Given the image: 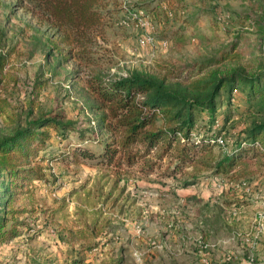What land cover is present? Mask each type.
<instances>
[{"label": "rangeland", "instance_id": "374dc122", "mask_svg": "<svg viewBox=\"0 0 264 264\" xmlns=\"http://www.w3.org/2000/svg\"><path fill=\"white\" fill-rule=\"evenodd\" d=\"M108 6L105 36L94 49L97 64L87 68L78 60L61 59L52 42L54 28L34 12L31 0H0V134L11 135L32 120L54 116L76 129L63 138L50 128L51 138L29 156L34 157L31 165L42 166L45 178L28 181L10 206L24 210L16 214L22 224L18 236L0 243V264H223L227 254L236 256L232 264L242 258L264 262L259 255L264 233L257 234L264 210L263 156L241 163L230 174L205 172L212 175L203 184L209 180L207 189L215 198L209 209L178 200L174 189L188 176L165 177L173 161L158 162L147 172L144 163L119 168L95 160H55L80 143V131L94 138L98 112L90 108L93 96L86 86L91 69L105 76L154 74L164 64L188 67L220 55L237 41L227 63L249 72L264 53V0H110ZM136 6L150 11L148 29L135 21L120 24ZM170 10L174 15H167ZM147 32L155 42L142 45ZM221 100L216 127L224 123L227 108L226 95ZM231 112L220 134L225 144L215 147L218 157L236 147L245 126L238 109ZM207 120L200 117L198 122L204 131L210 127ZM95 136L105 138L100 132ZM88 145L97 144L91 140ZM193 208L215 213L194 222L188 220ZM184 234L185 240L177 239Z\"/></svg>", "mask_w": 264, "mask_h": 264}, {"label": "trees", "instance_id": "16d2710c", "mask_svg": "<svg viewBox=\"0 0 264 264\" xmlns=\"http://www.w3.org/2000/svg\"><path fill=\"white\" fill-rule=\"evenodd\" d=\"M31 1L34 12L54 28L52 42L62 60H78L87 68L97 64L94 49L105 36L110 0ZM134 10L150 14L146 7L136 6L129 8L122 18ZM167 15L174 14L170 10ZM236 46L237 41L228 51L188 67L164 64L162 72L154 74L133 71L128 75L105 76L91 69L86 86L93 96L90 108L98 112L92 129L94 138L86 137L88 131H80V143L71 151L62 149L66 151L55 160L68 164L95 160L99 165L119 168L144 163L147 172L158 162L162 165L169 160L173 164L163 175L175 178L187 174L180 185L190 186L212 175L205 174L207 171L230 174L241 163L264 157V53L258 55L248 72L244 67L227 63ZM4 64L6 59L2 61ZM224 95L227 97L224 123L216 127ZM232 108L238 109L245 126L236 138V147L218 157L217 139L231 119ZM200 117H208L207 131L198 123ZM59 118L41 117L26 128L17 127L11 135L0 134V243L20 233L17 227L22 222L16 214L24 210L10 208L19 189L28 181L45 178L42 166L31 165L34 157L30 160L29 156L51 138L50 128L63 138L76 130L72 123ZM97 132L105 134V138H96ZM91 140L96 147L88 145ZM26 158L27 162H23ZM190 167L192 171H188Z\"/></svg>", "mask_w": 264, "mask_h": 264}, {"label": "crops", "instance_id": "0c3cea01", "mask_svg": "<svg viewBox=\"0 0 264 264\" xmlns=\"http://www.w3.org/2000/svg\"><path fill=\"white\" fill-rule=\"evenodd\" d=\"M204 181H202L201 183L198 184H193L190 186H183V185H179L177 186L174 190L176 191V195L178 200H180V202L183 203V205H187V207L191 206V207H195V206H203L204 208H210L212 206L215 205V198H213V194L212 192L207 189L209 183V180L207 183H204ZM218 206V205H216ZM222 207L226 208V206L224 204H222ZM230 208V206L228 207ZM215 212H210V211H206L205 214H202L201 211L199 212L198 210H195L194 208L192 210H190V219L188 220H195L194 222H202L201 220H199V218H204V219H209L210 217L213 216ZM236 215V214H235ZM185 217V215H184ZM243 218L246 217V215L242 216ZM241 217L237 216L234 217V219L239 220ZM210 232H213L212 230L209 229ZM209 233L205 232V236L209 237ZM187 235H183L181 236V238H177L179 240H185V237ZM213 256L215 255L214 253L212 254ZM245 255V254H244ZM259 255H261L260 259L264 258V251L262 249H260L259 251ZM215 257H218V255H215ZM214 257V258H215ZM242 258V257H241ZM237 264V262L235 263ZM238 264H253L251 263L249 260H247L246 258H242L241 262H238ZM256 264H264V262L261 263H256Z\"/></svg>", "mask_w": 264, "mask_h": 264}, {"label": "built area", "instance_id": "2783aa9c", "mask_svg": "<svg viewBox=\"0 0 264 264\" xmlns=\"http://www.w3.org/2000/svg\"><path fill=\"white\" fill-rule=\"evenodd\" d=\"M131 21H135L138 26H140V27H142L144 29H148V27L150 25V20H149V18L146 15L144 10H134L131 13L130 16L120 20V24L126 26V25L130 24ZM154 42H155V37L150 32H147V34H144L140 38V43L142 45L152 44ZM217 141L220 142L223 145L225 144L224 140H223V138L221 136L217 139ZM258 222L260 224V229H259V232H257V234L259 235L260 233H264V210L259 212ZM257 238H258L257 236H254V238L252 240L253 244L256 243V239ZM250 239H251L250 237H248V238L246 237V240L248 242L250 241ZM151 244L153 246H157L158 245L156 241H153ZM252 247H254V246H252ZM234 258H236V256H234V254H227L225 256V258L223 259V262H229V261L233 260Z\"/></svg>", "mask_w": 264, "mask_h": 264}, {"label": "water", "instance_id": "95a60500", "mask_svg": "<svg viewBox=\"0 0 264 264\" xmlns=\"http://www.w3.org/2000/svg\"><path fill=\"white\" fill-rule=\"evenodd\" d=\"M263 50H264V38H263Z\"/></svg>", "mask_w": 264, "mask_h": 264}]
</instances>
